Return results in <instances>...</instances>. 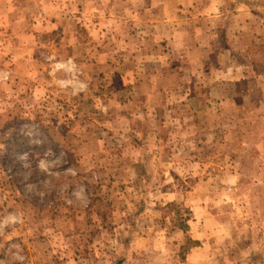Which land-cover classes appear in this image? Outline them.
Segmentation results:
<instances>
[{
	"label": "rangeland",
	"instance_id": "obj_1",
	"mask_svg": "<svg viewBox=\"0 0 264 264\" xmlns=\"http://www.w3.org/2000/svg\"><path fill=\"white\" fill-rule=\"evenodd\" d=\"M2 2L0 264H264V0Z\"/></svg>",
	"mask_w": 264,
	"mask_h": 264
},
{
	"label": "crops",
	"instance_id": "obj_2",
	"mask_svg": "<svg viewBox=\"0 0 264 264\" xmlns=\"http://www.w3.org/2000/svg\"><path fill=\"white\" fill-rule=\"evenodd\" d=\"M3 0H0V7L4 5L6 2H2ZM257 10L254 9V7L250 8H241L236 11L235 16H233V28H231V31L234 33L235 29L237 30V37L241 38V36H245L248 38H254L255 32H259V27L261 26L263 31H264V18L262 16H258L257 13L263 12L264 8H256ZM264 14V13H261ZM259 14V15H261ZM255 25L258 26L254 27ZM253 29V30H250ZM240 30H243L241 32Z\"/></svg>",
	"mask_w": 264,
	"mask_h": 264
}]
</instances>
